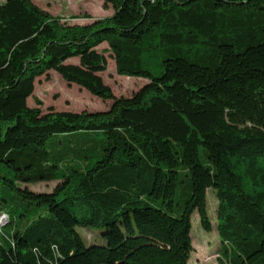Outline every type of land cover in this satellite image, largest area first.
<instances>
[{
  "label": "trees",
  "instance_id": "1",
  "mask_svg": "<svg viewBox=\"0 0 264 264\" xmlns=\"http://www.w3.org/2000/svg\"><path fill=\"white\" fill-rule=\"evenodd\" d=\"M103 1L84 24L0 3V264H190L194 213L217 264H264V0ZM50 71L109 107L29 106Z\"/></svg>",
  "mask_w": 264,
  "mask_h": 264
},
{
  "label": "rangeland",
  "instance_id": "2",
  "mask_svg": "<svg viewBox=\"0 0 264 264\" xmlns=\"http://www.w3.org/2000/svg\"><path fill=\"white\" fill-rule=\"evenodd\" d=\"M4 0H0V3ZM37 6L48 11L52 15H57L68 23L84 24L96 18H102L112 14L113 9L110 4H105L103 0H32ZM107 44L102 43L97 47L102 52L107 61V68L101 72L104 82L111 88L116 97L131 96L136 90L147 81L141 77H127L116 72L114 59ZM35 99L41 102L36 103ZM111 101H103L99 97L92 95L88 91L80 88L76 84L68 85L56 72L50 71L49 78L41 76L35 80L32 96L27 99V104L31 107L37 105L42 110L53 108L57 111H100L109 107ZM55 181L38 182L28 184L27 188L35 192H50ZM217 200L212 191L207 194L208 213L214 218ZM8 218L5 214H0V226H5ZM91 228V227H89ZM82 230V231H81ZM80 231L85 236L88 230L82 228ZM191 242L194 247L190 254V264H217L215 250L221 243L215 232V228L206 231L198 221L197 213L192 215V227L190 231Z\"/></svg>",
  "mask_w": 264,
  "mask_h": 264
}]
</instances>
